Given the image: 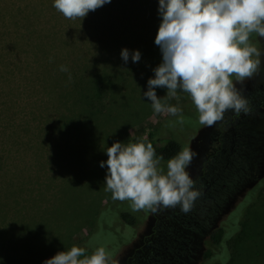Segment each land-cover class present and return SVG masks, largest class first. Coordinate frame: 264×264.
<instances>
[{"label":"rangeland","instance_id":"374dc122","mask_svg":"<svg viewBox=\"0 0 264 264\" xmlns=\"http://www.w3.org/2000/svg\"><path fill=\"white\" fill-rule=\"evenodd\" d=\"M157 4L110 0L80 23L52 0H0V264H42L73 245L105 246L112 264H196L216 226L224 228L230 255L219 252L210 264H264V57L236 85L247 112L229 109L213 125H200L191 99L178 92L183 125L154 114L141 95L161 59ZM250 41L264 49V39L252 34ZM122 47L139 49V62L125 64ZM149 131L196 152L187 171L200 195L187 211L176 205L133 212L130 201L104 191L102 149ZM251 191L256 208L246 215ZM106 205L136 222L109 223L107 215L97 221Z\"/></svg>","mask_w":264,"mask_h":264},{"label":"clouds","instance_id":"9594fccd","mask_svg":"<svg viewBox=\"0 0 264 264\" xmlns=\"http://www.w3.org/2000/svg\"><path fill=\"white\" fill-rule=\"evenodd\" d=\"M107 3L110 0H52V6L66 19L78 18L80 23L89 11ZM157 13L160 20L154 44L161 59L141 95L153 113L174 116L183 125L178 92L191 99L200 125H213L229 109L236 114L247 112V99L236 85L250 78L264 57V49L250 41L252 34L264 39V0H158ZM119 54L125 64L129 58L133 63L141 59L139 49L122 47ZM59 71L67 73L71 81L66 65H60ZM157 88L166 89L165 95L158 97ZM172 99L177 103H169ZM102 151L107 155L99 162L106 168L104 191L113 200L130 201L133 212L176 205L187 211L200 195L187 171L196 156L191 147L169 157L166 170L163 155L145 139L116 140ZM86 253L85 247L73 245L42 264H112L105 246Z\"/></svg>","mask_w":264,"mask_h":264},{"label":"trees","instance_id":"16d2710c","mask_svg":"<svg viewBox=\"0 0 264 264\" xmlns=\"http://www.w3.org/2000/svg\"><path fill=\"white\" fill-rule=\"evenodd\" d=\"M82 93H84V91L81 92V95H82ZM84 95H85V93H84ZM93 114H99V112L88 111V113H86V115L88 117H92ZM100 133L96 134V136H98ZM97 139H98V137H97ZM143 139H145L146 141L151 142L153 144L154 148L157 151V154L163 155V157H164L163 160H167L169 157L173 156L177 151H179L181 149L180 142L173 137H154L153 134L149 131L147 133V136ZM138 140H141V139H136V140H133L131 142H136ZM252 191L247 194V197L250 196V194H252V195H251V197H249V200L251 199V201H250L251 206L245 212L246 215H248V213L253 214L252 210L256 208V206H255L256 200L254 199V201H253L254 194L252 193ZM258 211H259L258 209L255 210L256 213H258ZM236 212H238V211L237 210L234 211V214H236ZM105 215L109 216L107 218V221L109 223L114 219H118V220L121 219L125 223H127L128 225H132L136 222L135 216L132 215L130 212L124 211V210H115L111 206H108V205L100 206L97 209V212H96L97 221H104L103 216L105 217ZM234 218H235V216H234ZM241 225H242V222L239 223V227ZM232 229L235 230L236 227L234 226ZM239 231L237 230V233ZM225 236H226V233L224 232V228L222 226H216L213 230H211V232L209 234H207V237H206L207 246L205 247V249L202 252L201 260L197 261L196 264H210V260L212 258H214V256H216L217 253H219V252L221 253V256L224 254L223 255L224 258H227V256L229 258L230 251L228 252L229 246L227 247V245H226L227 242H226ZM76 246L85 247L87 249L86 254H88V255H90L91 252L93 251L92 249H90L84 245H76ZM217 264H221V262L217 263Z\"/></svg>","mask_w":264,"mask_h":264},{"label":"flooded vegetation","instance_id":"af4514ba","mask_svg":"<svg viewBox=\"0 0 264 264\" xmlns=\"http://www.w3.org/2000/svg\"><path fill=\"white\" fill-rule=\"evenodd\" d=\"M234 126V121H232L231 123H230V127H233ZM240 132H242V131H244V129H241V130H239ZM234 135H235V133L234 132H231V135H230V137H231V139H230V141L231 142H234Z\"/></svg>","mask_w":264,"mask_h":264}]
</instances>
